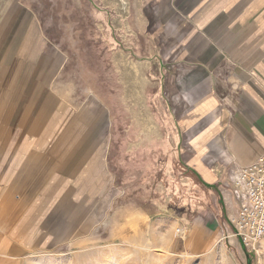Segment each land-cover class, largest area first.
<instances>
[{
    "label": "crops",
    "instance_id": "obj_1",
    "mask_svg": "<svg viewBox=\"0 0 264 264\" xmlns=\"http://www.w3.org/2000/svg\"><path fill=\"white\" fill-rule=\"evenodd\" d=\"M153 1L174 12L185 52L170 108L188 138L182 163L231 215L227 171L264 154V0ZM20 5L0 0V264H28L83 227L108 132L102 109L74 102ZM218 219L210 209L182 220L193 251L225 244ZM253 257L264 264V238Z\"/></svg>",
    "mask_w": 264,
    "mask_h": 264
},
{
    "label": "rangeland",
    "instance_id": "obj_2",
    "mask_svg": "<svg viewBox=\"0 0 264 264\" xmlns=\"http://www.w3.org/2000/svg\"><path fill=\"white\" fill-rule=\"evenodd\" d=\"M127 1L124 11L116 0H20L36 37L56 55V76L74 102L98 106L108 120L93 214L67 244L28 264H256L254 252L238 241L230 245L227 233L225 244L211 250L190 247L182 220L212 209L229 228V208L182 163L188 138L175 130L170 110L185 58L179 22L153 0ZM124 53L148 64L143 104L125 95L118 69ZM141 111L149 112L157 132H144Z\"/></svg>",
    "mask_w": 264,
    "mask_h": 264
},
{
    "label": "built area",
    "instance_id": "obj_3",
    "mask_svg": "<svg viewBox=\"0 0 264 264\" xmlns=\"http://www.w3.org/2000/svg\"><path fill=\"white\" fill-rule=\"evenodd\" d=\"M225 190L232 195L233 213L228 217L232 235L240 246L257 252L264 238V154L253 164L230 170ZM225 234H230L226 223Z\"/></svg>",
    "mask_w": 264,
    "mask_h": 264
},
{
    "label": "bare ground",
    "instance_id": "obj_4",
    "mask_svg": "<svg viewBox=\"0 0 264 264\" xmlns=\"http://www.w3.org/2000/svg\"><path fill=\"white\" fill-rule=\"evenodd\" d=\"M116 1L119 3L120 9L127 11L129 5L127 0ZM127 29L130 31L129 27H127ZM147 67L148 64L146 62L143 63L140 60H131L125 53L120 56V60L118 62L121 81L126 89L125 95L128 99H132L134 101L137 100L139 104H143L144 101V89L148 81L146 76ZM138 117L139 120H141L142 129L145 133L148 134L152 131L157 132L156 125L149 112L141 111Z\"/></svg>",
    "mask_w": 264,
    "mask_h": 264
}]
</instances>
